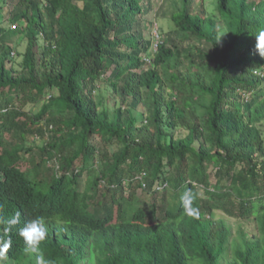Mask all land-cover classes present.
<instances>
[{"label":"trees","instance_id":"16d2710c","mask_svg":"<svg viewBox=\"0 0 264 264\" xmlns=\"http://www.w3.org/2000/svg\"><path fill=\"white\" fill-rule=\"evenodd\" d=\"M151 1L0 0L2 264H264V0H164L145 69Z\"/></svg>","mask_w":264,"mask_h":264},{"label":"rangeland","instance_id":"374dc122","mask_svg":"<svg viewBox=\"0 0 264 264\" xmlns=\"http://www.w3.org/2000/svg\"><path fill=\"white\" fill-rule=\"evenodd\" d=\"M207 6H209L210 11L213 13L215 10V0H205ZM262 1V0H260ZM164 0H152L151 4H152V12L148 13L145 16V20L143 23V28H144V37H148L151 38L153 40V50H151L150 55L146 56L147 58H150V63L149 62H145V69H150L151 68V62L153 61V57H154V50L156 48V42L158 41H162L163 38L165 40H167L169 37L177 40L179 43L183 42L184 45L186 44V39L185 37L182 35V33H179L178 30L176 29L174 23L172 22V20L169 18L167 14L166 9L163 7L164 6ZM161 11V13H160ZM3 15L5 17V20L7 21L9 19V15L8 13V8L4 9L3 11ZM14 25H11V28L8 30V33L5 35V46L11 51V58L14 59V62L11 64L13 65L17 70H21V54L25 52L26 47H27V43L28 40L27 38H25L23 35L17 33V31L15 29H13ZM158 29L160 30V32L163 35V38H158ZM155 37V38H154ZM195 43H197V41H193ZM197 45V44H196ZM184 47V46H183ZM0 51H2V47L0 45ZM152 55V56H151ZM145 57V58H146ZM170 92V90L168 91ZM243 99L247 100L248 99V95L244 94L243 95ZM122 100L121 98H119L116 95H113L112 98L109 101V105L110 106H115L116 108L122 105ZM26 108L27 110H29L31 112V114H37L40 111V108L42 107V105L44 104V101H38V102H26ZM128 108L130 107V101L129 103H127L126 105ZM134 113L135 114H143L146 111V108L144 107L143 104H140L138 108H134ZM41 126L45 127V124H41ZM262 126V133H263V138H264V122L261 124ZM172 133H174L176 136H183L185 135V133H181L180 131H173ZM51 135V133L49 134V136ZM48 136V135H46ZM98 148L100 147H105V144L103 143V141L99 138L94 139L92 141ZM46 143V138H42V137H38L37 135L33 138H30V144L29 147L30 148H34V147H41ZM28 156V155H27ZM26 156V158H27ZM78 163V162H77ZM76 163V165H77ZM49 166H55L56 163L52 160L49 162L48 164ZM77 167H80V163L77 165ZM81 182H80V191L82 192H86V191H91L92 188L90 186V184L92 183L93 177L90 176V174L85 173L81 176L80 178ZM161 190L163 189V187L160 188ZM139 194H141V192L139 191ZM128 195V194H127ZM162 194H160L161 196ZM203 196V194H202ZM225 217H227L226 215H224ZM252 222V221H250ZM229 223L230 225H233L235 227H233V235L236 236L237 235V231H238V225H237V221L236 219H232L229 218ZM252 230V229H250ZM246 233L250 234V231H246ZM5 260V258H3V255L1 254V250H0V264H2V262ZM228 261L232 260V257H228L227 258Z\"/></svg>","mask_w":264,"mask_h":264},{"label":"built area","instance_id":"2783aa9c","mask_svg":"<svg viewBox=\"0 0 264 264\" xmlns=\"http://www.w3.org/2000/svg\"><path fill=\"white\" fill-rule=\"evenodd\" d=\"M12 28L15 29L16 27L13 26ZM158 38H159V36H158ZM158 44H159V39H158V41L156 42V48H155V49H157ZM149 59H150V58H147L146 61L150 63V60H149Z\"/></svg>","mask_w":264,"mask_h":264},{"label":"clouds","instance_id":"9594fccd","mask_svg":"<svg viewBox=\"0 0 264 264\" xmlns=\"http://www.w3.org/2000/svg\"><path fill=\"white\" fill-rule=\"evenodd\" d=\"M162 187H163V189H164L165 187H167V184H164V186H162ZM160 188H161V187H160ZM160 188H159V190H161Z\"/></svg>","mask_w":264,"mask_h":264}]
</instances>
